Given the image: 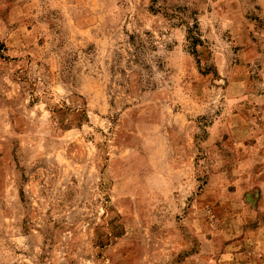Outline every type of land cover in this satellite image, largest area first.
<instances>
[{
	"label": "rangeland",
	"instance_id": "374dc122",
	"mask_svg": "<svg viewBox=\"0 0 264 264\" xmlns=\"http://www.w3.org/2000/svg\"><path fill=\"white\" fill-rule=\"evenodd\" d=\"M0 264H264V0H0Z\"/></svg>",
	"mask_w": 264,
	"mask_h": 264
},
{
	"label": "trees",
	"instance_id": "16d2710c",
	"mask_svg": "<svg viewBox=\"0 0 264 264\" xmlns=\"http://www.w3.org/2000/svg\"><path fill=\"white\" fill-rule=\"evenodd\" d=\"M189 33H190V35H189V38L191 39L190 40V44H191V46H192V48H193V50H192V53H197V51H196V46L201 42V40H200V38H198V37H196V36H194V35H191V33H193V30H189ZM144 48V47H143ZM139 52H140V50H139ZM137 57H139V56H137ZM143 65V64H142ZM143 68H145V66L143 67ZM144 91V90H143Z\"/></svg>",
	"mask_w": 264,
	"mask_h": 264
}]
</instances>
